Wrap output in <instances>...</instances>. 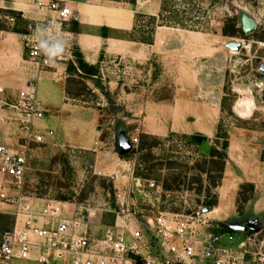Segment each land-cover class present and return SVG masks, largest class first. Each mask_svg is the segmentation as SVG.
<instances>
[{
	"label": "rangeland",
	"instance_id": "374dc122",
	"mask_svg": "<svg viewBox=\"0 0 264 264\" xmlns=\"http://www.w3.org/2000/svg\"><path fill=\"white\" fill-rule=\"evenodd\" d=\"M84 2L98 5L106 19L111 11L131 16L127 28L96 29L99 34L138 41L120 49L104 40L96 75L70 71L62 80L65 103L41 120L54 135L26 146L23 193L93 213L89 233L99 236L116 218V188L133 175L166 188L159 201L155 190H134L145 214L205 206L215 231L237 225L240 232L260 229L264 239V0ZM246 24L253 30L244 32ZM79 30L94 32L77 25L73 31ZM230 42L241 46L232 49ZM9 47L0 44V114L27 78L13 68ZM60 85L45 80L37 96L56 93L59 103ZM196 133L207 140L197 143L191 138ZM133 137L136 144L120 156L121 145ZM225 138L232 160L226 155L223 162L210 152L222 151ZM0 143L21 148L15 125L0 121ZM14 220L13 206L0 201V236Z\"/></svg>",
	"mask_w": 264,
	"mask_h": 264
},
{
	"label": "built area",
	"instance_id": "2783aa9c",
	"mask_svg": "<svg viewBox=\"0 0 264 264\" xmlns=\"http://www.w3.org/2000/svg\"><path fill=\"white\" fill-rule=\"evenodd\" d=\"M38 14L21 34L26 60L36 71L54 69L62 77L65 65L74 58L73 45L64 24L72 17L71 0H29ZM27 18L23 11L19 15ZM13 26L14 16H4ZM37 28L48 31L39 38ZM40 39L55 44L66 40L67 52L55 62L40 48ZM7 111L0 121L16 126L23 141L14 149L0 143V201L14 208V224L0 236V264L15 260L58 264H264V239L260 229L240 232L237 225L230 230H217L205 206L188 211L158 209L143 213L134 190H155L159 201L161 185L131 175L132 182L114 192L116 218L101 229L100 235L89 233L93 213L80 207L68 211L66 203L26 196L22 191L27 170L26 146L42 143L53 136L51 129L38 127L48 109L37 96L36 80H29L15 94L12 102H4ZM132 146L137 138L133 137ZM134 181V182H133ZM146 194V193H144ZM150 197H143L149 202ZM242 233L241 237L234 233Z\"/></svg>",
	"mask_w": 264,
	"mask_h": 264
},
{
	"label": "crops",
	"instance_id": "0c3cea01",
	"mask_svg": "<svg viewBox=\"0 0 264 264\" xmlns=\"http://www.w3.org/2000/svg\"><path fill=\"white\" fill-rule=\"evenodd\" d=\"M84 1L87 0H71L72 17L64 24L63 30L66 32L70 42L73 45L74 58L72 59V61L67 63L66 66L61 65L58 67L59 70H62L63 68L66 69L64 75L62 77H58L57 72H55L54 69H49L46 71H36L34 67L26 60V53L21 42V34L27 30L28 23L31 22L34 18L38 17V14L35 12L29 0H0V25L3 26V24H8L4 18V16L9 15L8 13H5L6 11L13 13L14 15L12 16H14L16 19L14 26H12L14 27V30L0 29V44L3 41L8 42V44L10 45L9 49L15 52L13 59V68L15 67V69H18L20 73H23L27 76L24 81V85L29 80H36L37 86L38 84H42L45 80H50L61 84V97L59 103L58 101H56V93L52 94L51 92H49V94L47 95L45 93L41 94L40 98L38 97L39 99H42V101L44 100L45 102L49 103V106L51 107H47L48 110L55 107H60L65 103V92L62 86V80L69 75L70 71L68 70V67L72 65L76 68L75 71H71L72 73L78 72L82 74L81 71L77 68L75 56L76 51L81 54L82 59L86 63L94 65L97 57L100 58V56L102 55L101 53H99V55L98 52L101 50L102 44H105L104 40H106V42L107 40L112 41V44L116 45L117 47L119 46L120 49L127 46V43L134 44L138 41L114 38L110 35H106L104 37L99 34V31L97 30L101 28L107 31L117 28H127L131 22V16L125 15L126 13L124 14L111 11L107 12L108 18L106 19V17H102L100 15L101 11L96 8L98 7V5H90ZM21 11L27 13V18L23 19L19 16ZM75 23L80 28H94V32H82V30H79L77 32L73 31L70 29V26L72 24L75 25ZM139 42L146 43L147 45L152 43L144 41ZM119 52L121 51H118V54ZM52 101L55 102V104L52 103ZM56 120L57 122H59L58 120L60 119L56 118ZM35 125L38 127L51 129L48 127V125H46V123H43L41 120L36 121ZM52 131L54 135V130ZM231 148L232 146L229 144L228 149L230 150ZM228 158L232 160L230 155H228Z\"/></svg>",
	"mask_w": 264,
	"mask_h": 264
},
{
	"label": "trees",
	"instance_id": "16d2710c",
	"mask_svg": "<svg viewBox=\"0 0 264 264\" xmlns=\"http://www.w3.org/2000/svg\"><path fill=\"white\" fill-rule=\"evenodd\" d=\"M76 25H77V24L75 23V27L73 28V30H76ZM225 33H226V32H225ZM106 35H107V34H103L102 36L105 37ZM75 56H76L77 68L81 71L82 75L84 74V75H88V76H93V75H96V74H97L98 69H97V66H96V65H90V64L86 63V62L82 59V56H81V54H80L78 51L75 52ZM68 70H69V71H75L76 68H75L74 66L70 65V66L68 67ZM191 138L194 139L197 143H202V142H204V141L207 140V137H206L205 135H203V134H200V133L192 134V135H191ZM142 147H143V146L141 145V148H142ZM221 148H222V151H219L217 148H212V149H211V152H210V155H211L212 157L220 156V157L222 158L223 162H224L225 159H226V155H227L226 150H227V148H228V141H227L226 138L224 139ZM132 150H133V149H132ZM120 156L123 157V155H120ZM223 169H224V163H223V165H222L221 167H219V169H218V172H219V178H221V175H222V173H223ZM217 183H218V180H217V181H213L212 184H213V186H216ZM161 187H162L163 190L166 189V188L164 187V185H162V184H161ZM215 204H216V203L213 202V203H211L210 205L214 206ZM223 230H230V231H232V230L230 229V227L225 228V229H223Z\"/></svg>",
	"mask_w": 264,
	"mask_h": 264
},
{
	"label": "clouds",
	"instance_id": "9594fccd",
	"mask_svg": "<svg viewBox=\"0 0 264 264\" xmlns=\"http://www.w3.org/2000/svg\"><path fill=\"white\" fill-rule=\"evenodd\" d=\"M48 31L47 28H37L36 35L39 38L42 34ZM67 41L61 39L55 44H50L45 39H40V48L43 50L44 54L49 58V61L55 62L59 57H62L67 52Z\"/></svg>",
	"mask_w": 264,
	"mask_h": 264
},
{
	"label": "water",
	"instance_id": "95a60500",
	"mask_svg": "<svg viewBox=\"0 0 264 264\" xmlns=\"http://www.w3.org/2000/svg\"><path fill=\"white\" fill-rule=\"evenodd\" d=\"M244 32H249L251 30H253V25L252 24H246L244 26ZM241 46V44L239 42H230L229 43V47L232 49H239V47ZM261 68L264 69V65H261ZM132 148V145L129 143H125L123 145H121V147L119 148V154L120 155H125L126 153H128ZM207 210V209H205Z\"/></svg>",
	"mask_w": 264,
	"mask_h": 264
},
{
	"label": "bare ground",
	"instance_id": "6f19581e",
	"mask_svg": "<svg viewBox=\"0 0 264 264\" xmlns=\"http://www.w3.org/2000/svg\"><path fill=\"white\" fill-rule=\"evenodd\" d=\"M216 211V209L214 210V212Z\"/></svg>",
	"mask_w": 264,
	"mask_h": 264
}]
</instances>
